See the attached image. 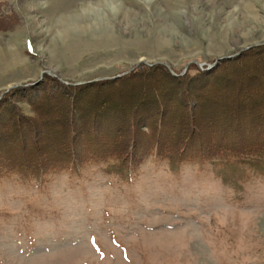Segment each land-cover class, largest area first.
Listing matches in <instances>:
<instances>
[{
    "label": "rangeland",
    "instance_id": "obj_1",
    "mask_svg": "<svg viewBox=\"0 0 264 264\" xmlns=\"http://www.w3.org/2000/svg\"><path fill=\"white\" fill-rule=\"evenodd\" d=\"M263 44L264 0H0V123L16 112L36 122L47 78L69 86L142 65L179 76ZM144 80L96 95L128 111L141 102L139 115L160 102L159 76ZM137 129L124 162L1 176L0 264H264V156L159 160ZM243 129L253 144L258 130Z\"/></svg>",
    "mask_w": 264,
    "mask_h": 264
},
{
    "label": "trees",
    "instance_id": "obj_2",
    "mask_svg": "<svg viewBox=\"0 0 264 264\" xmlns=\"http://www.w3.org/2000/svg\"><path fill=\"white\" fill-rule=\"evenodd\" d=\"M256 53H262L264 61V44L244 50L210 70L186 69L179 76L161 65H142L117 79L78 85L66 86L47 78L53 84L48 90L43 86L38 101L30 103L38 111L36 122L29 123L17 112L10 118L13 113L7 112L9 117L0 123V177L13 172L45 175L72 165L79 167L90 160L113 158L124 162L131 159L127 147H135L142 136L139 125L149 135V156L153 154L159 160L182 157L193 161L198 154L213 158H227L232 153L264 156V69L260 72L263 64ZM152 74L160 78L157 84L152 83L156 91L152 98L160 99L156 109L138 115L135 110L141 102L128 111L112 98L96 95L135 91ZM9 94H3L0 102ZM92 101L95 103L90 106ZM227 103L231 109L218 108ZM108 104L116 109L113 113L105 110ZM201 118L204 121L196 127ZM243 127L258 130L252 137L253 144L239 141ZM76 136L80 144L75 143ZM232 138L239 144L233 150L230 144H224ZM76 145L80 146L78 151L73 150Z\"/></svg>",
    "mask_w": 264,
    "mask_h": 264
},
{
    "label": "water",
    "instance_id": "obj_3",
    "mask_svg": "<svg viewBox=\"0 0 264 264\" xmlns=\"http://www.w3.org/2000/svg\"><path fill=\"white\" fill-rule=\"evenodd\" d=\"M240 52H241V50L236 52L235 54H232V55L228 56V58L234 57L235 55L239 54Z\"/></svg>",
    "mask_w": 264,
    "mask_h": 264
},
{
    "label": "bare ground",
    "instance_id": "obj_4",
    "mask_svg": "<svg viewBox=\"0 0 264 264\" xmlns=\"http://www.w3.org/2000/svg\"><path fill=\"white\" fill-rule=\"evenodd\" d=\"M105 1H107V0H105ZM107 3V2H106Z\"/></svg>",
    "mask_w": 264,
    "mask_h": 264
}]
</instances>
